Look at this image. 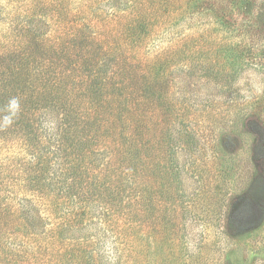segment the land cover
I'll use <instances>...</instances> for the list:
<instances>
[{
	"label": "trees",
	"instance_id": "obj_1",
	"mask_svg": "<svg viewBox=\"0 0 264 264\" xmlns=\"http://www.w3.org/2000/svg\"><path fill=\"white\" fill-rule=\"evenodd\" d=\"M179 26L199 37L181 42ZM202 28L219 38L206 39ZM157 38L169 46L151 54ZM251 67L264 69L258 0H0V185L39 192L55 186L50 213L62 217L49 235L38 195H5L0 186V264H49L51 256L57 264H82L77 251L61 248L91 207L141 237L143 216L121 211L117 195L128 179L145 191L143 176L158 172L163 147L171 162L183 149L179 141L196 150L201 138L188 120L205 104L192 75L202 69L200 84L216 88L225 79L231 87ZM181 76L183 85H175ZM217 95H204L208 105ZM13 97L20 109L6 124ZM101 157L110 159L103 173ZM52 166L59 167L49 172ZM175 169L168 172L182 177L179 163Z\"/></svg>",
	"mask_w": 264,
	"mask_h": 264
},
{
	"label": "rangeland",
	"instance_id": "obj_2",
	"mask_svg": "<svg viewBox=\"0 0 264 264\" xmlns=\"http://www.w3.org/2000/svg\"><path fill=\"white\" fill-rule=\"evenodd\" d=\"M176 30L184 32L181 42L199 37L197 29L179 26ZM204 31L209 35L203 34L206 39L219 38L221 33ZM155 44L150 46L151 54L169 46L162 38ZM241 72L231 87L224 79L213 88L200 84L199 74L202 80L205 72L197 69L192 75L193 92H199L205 105L204 110L191 109L194 121L188 120L190 129L201 138L196 150L190 151L179 141L183 149L171 162L163 147L158 172L148 170L143 176V193L134 190L130 179L124 182L117 203L121 211L129 214L137 210L143 216L142 236L133 234L130 224L124 226L125 221L115 224L103 215L102 207L86 208L84 222L74 227L75 237L64 241L63 252L65 247L74 249L82 264H264V69L251 67ZM176 80L174 84L179 86L183 77ZM173 89L180 110L181 94L178 87ZM208 92L218 94L210 105L204 97ZM176 126L178 137L182 125ZM45 144L49 145L48 140ZM62 157L59 153L52 164L58 165ZM109 161L108 157L96 160L97 171L103 173ZM146 163L153 168L149 160ZM176 163L184 170L182 177L168 172L171 165L176 172ZM58 167H49V172ZM53 176L48 183H54ZM0 186L5 195H38L37 207L49 216V235L62 222V217L50 213L54 211L51 198L59 190L55 186L41 192L32 187L19 190L17 184ZM68 210L64 207L61 212ZM49 264H57V258L51 256Z\"/></svg>",
	"mask_w": 264,
	"mask_h": 264
},
{
	"label": "clouds",
	"instance_id": "obj_3",
	"mask_svg": "<svg viewBox=\"0 0 264 264\" xmlns=\"http://www.w3.org/2000/svg\"><path fill=\"white\" fill-rule=\"evenodd\" d=\"M7 109L11 115L4 116L3 120L6 124H10L12 122V116H14L20 109L19 100L15 97L11 98L8 102Z\"/></svg>",
	"mask_w": 264,
	"mask_h": 264
}]
</instances>
